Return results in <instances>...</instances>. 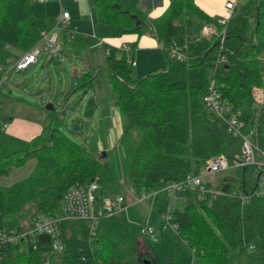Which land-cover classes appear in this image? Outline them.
<instances>
[{"label": "trees", "instance_id": "trees-1", "mask_svg": "<svg viewBox=\"0 0 264 264\" xmlns=\"http://www.w3.org/2000/svg\"><path fill=\"white\" fill-rule=\"evenodd\" d=\"M244 1L221 25L195 0H172L153 27L145 23L140 10L119 0L96 2L98 21L116 26L115 37L151 33L165 57L163 68L134 80L127 52L105 45L106 69L97 73L105 76L122 114L123 177L137 196L160 192L148 201L163 216L171 205L169 192L163 189L202 174L212 158L224 156L233 161L242 153V139L229 134L204 104L211 81H215L221 101L240 114L243 132H254L264 147V105L254 102L255 91L264 87V0ZM209 25L216 26L219 35L201 36ZM52 29V23L32 13L31 1L0 0V78L12 66V51H30ZM224 30L227 34L221 48ZM65 31L69 40L76 39L70 28ZM172 48L187 59L172 57ZM94 75L81 77L79 88L96 89L100 83ZM94 102L92 99L86 109L87 117L93 107L96 110ZM61 120V116L52 117L49 126L29 142L7 135L0 125V178L30 160L36 162L26 179L9 187L0 185V231L62 212L64 196L78 183L96 181L102 197L121 195L110 179L108 154L98 155V147L86 149L71 140L60 129ZM255 176L254 168L233 169L207 181L210 192L205 195L191 189L177 193L185 205L172 208L170 225L197 264H230L247 251L252 259L264 263V195L254 196L249 203L239 198L254 189ZM213 191L222 195L214 198ZM140 212L141 205H137L127 213L102 219L93 233L88 221L63 222L64 251L53 254L51 264H141L139 238H148L130 229L131 221H140ZM11 216L18 219L11 221ZM38 246L37 251L25 253L11 249L0 264H43L51 239L39 237ZM149 249L160 264L151 243Z\"/></svg>", "mask_w": 264, "mask_h": 264}, {"label": "rangeland", "instance_id": "rangeland-1", "mask_svg": "<svg viewBox=\"0 0 264 264\" xmlns=\"http://www.w3.org/2000/svg\"><path fill=\"white\" fill-rule=\"evenodd\" d=\"M28 1H31L32 13L35 16L42 18L45 15L47 22L54 20L52 22L53 29L51 33L49 32V35L57 36V45L60 48V44L67 38V33L63 28H54L60 12L59 2L61 1L64 4L65 1L47 0L45 3H39V0ZM244 2V0H239L238 6L243 5ZM47 14L50 17L46 16ZM203 30L200 33L201 36H203ZM226 34L225 32V38ZM206 37L211 38L212 36ZM95 44L89 52L92 57V63L97 65L98 71H101L106 69L104 47L97 42ZM131 46L129 45V47ZM39 47L42 55L38 64L31 66L25 72L8 71V81L0 90V125L3 128L4 124L11 125L19 119L47 125L51 117L61 116L62 120L59 127L71 140L86 149H94L93 147L96 148L99 144L105 148L98 149L97 154L100 155L104 152L108 154L110 179L115 181V186L121 195H125L128 200L137 197L123 177L124 168L121 161L123 118L121 111L116 106L117 98L110 86L105 82V76L94 73L96 74L94 79L100 83L96 86L104 95L105 102L108 104L112 117H114L108 126L98 123L100 110H95L94 107L89 120L84 118H87L86 109L90 101L96 97L95 88H79L78 80L74 78V76L78 77L81 72L86 73L89 71V61L87 57H84L85 54L81 55L74 52L70 55L66 50L62 51V49H59L58 52H55L56 54L51 55L45 49L44 43H40ZM135 50L137 66L131 72L132 79H141L165 66V57L161 49L155 51ZM12 53L14 58L19 55L16 51H12ZM133 55V51H127L128 61L132 60ZM261 60L264 62V57ZM74 69H76L75 73ZM4 131L7 130L4 129ZM113 131L116 132V137L107 135V133H112ZM35 166V161H28L23 166L13 170L9 176H2L0 185L9 187L20 180L26 179L32 174ZM204 172L205 168L202 174ZM215 177L216 175H207L205 181H214ZM253 181L252 185L255 184V180ZM176 200H178L177 197L172 203V208L183 209L185 205L183 199L179 198V201ZM140 205V221H131L130 229L133 233L138 234L141 226H151L155 229L156 238L155 240L139 238L138 259L144 254H149L153 258L149 249L151 243L160 264H196L193 262L194 258L182 238L163 215L158 213L153 203L146 201ZM17 219L16 216L10 217L11 221H16ZM251 254L250 251H247L235 256L234 261L230 264H264L260 260L252 259Z\"/></svg>", "mask_w": 264, "mask_h": 264}, {"label": "built area", "instance_id": "built-area-1", "mask_svg": "<svg viewBox=\"0 0 264 264\" xmlns=\"http://www.w3.org/2000/svg\"><path fill=\"white\" fill-rule=\"evenodd\" d=\"M46 2V0H40ZM239 0L231 1L226 4L227 16L219 20L218 23L225 25L234 14L238 7ZM70 15L67 12H62L56 19V27L54 29L68 28ZM225 30L221 35V48L225 41ZM51 33V32H50ZM44 33L41 42L45 43L46 50L55 53L59 51L57 45V36ZM203 36L219 35L217 27L209 25L204 28ZM42 51L36 46L30 51L25 52L19 59L13 61L12 68L19 72H23L35 65L41 58ZM170 55L177 58L179 61L187 59L185 54L178 49L172 48ZM132 66H136V62L129 61ZM8 72V71H7ZM7 72L0 78V89H2L8 80ZM254 102L256 105H264V87L258 89L254 93ZM204 104L208 111L217 119L224 123L227 131L234 138H240L243 141L242 153L240 156L229 161L226 157H216L208 160L205 167V172L200 175H190L184 181L172 184L163 191H168L170 195L169 209L163 216L170 224V212L172 203L175 201L178 192L186 190H199L203 195L209 193L207 190L205 177L207 175H216L225 173L233 169H256V184L253 190H248L246 194L239 195V198L244 203H249L254 196L264 194V147L259 143L254 132L245 134L243 132V123L240 119V114L232 112L231 108L221 101V96L216 90L215 81H211L206 95L204 96ZM6 128L7 125H4ZM114 138V137H113ZM100 185L96 181L89 184L78 183L73 186L64 196L63 211L54 216H38L31 223L23 221L19 226L5 228L0 231V263L4 260L11 249H17L20 253L28 251H37L39 249V237L46 235L51 239L50 252L44 253L43 264H51V256L53 254H62L64 245L62 241L61 225L65 221H88L91 223L92 233L94 232L98 222L102 219L112 218L127 213L130 208L140 205L148 200L155 198L160 192L143 194L133 199H126L124 195L116 197H102L100 195ZM214 198L222 195L219 191L211 192ZM232 196H236L235 193ZM173 227V226H172ZM175 229V227H173ZM139 232L142 236L155 240L156 232L151 226H141Z\"/></svg>", "mask_w": 264, "mask_h": 264}, {"label": "crops", "instance_id": "crops-1", "mask_svg": "<svg viewBox=\"0 0 264 264\" xmlns=\"http://www.w3.org/2000/svg\"><path fill=\"white\" fill-rule=\"evenodd\" d=\"M64 1H65L64 4H62L61 1L59 2V5H60L59 15L62 12L69 13L70 19L68 21V28H70L72 32L76 35V39L74 41H71L66 38V40H64L60 44L59 49L60 50L62 49V51L66 50V52L70 55H72L74 52H77L81 55L85 54L84 57H87V60L89 61L88 63L89 71H87L86 73H98L99 72L97 70L98 68L97 65H94L92 63V59H91L92 57L89 52L92 50L91 48L94 47V45H96L95 42H97L99 45H102L104 47L105 59H106L105 45H110V46L118 48L119 50L126 51V52L129 50L132 51L131 47L134 45H135V49H138L140 51H148V50L155 51V50L161 49V46L157 38L151 33H148V34L146 33L142 36H139L137 34H129V35H124L122 37H115L114 35L117 33V30H118L116 26L101 24L98 21L97 11H96L97 0H64ZM119 1L120 3H122L123 5L131 9L140 10L144 17L145 23L149 27H153V21L165 11V9L170 5L172 0H119ZM231 1L233 0H195V3L207 15L219 21V20L224 19L227 16L228 12L226 10V4ZM39 3H40V0H39ZM46 16H48V14ZM41 19L45 20V15H43ZM49 22L52 23L54 22V20H50ZM40 43H44V42H40ZM39 44L37 45L38 47H39ZM129 45H132V46L129 47ZM133 52H134V55H133L132 61L136 62V66H137V60H136V55H135L136 50H134ZM50 54L53 55L56 53L50 52ZM22 55L23 53L19 52V55L17 56V58L11 59V63L19 59ZM38 62L36 64H38ZM9 70L17 71L16 69L12 68V66L8 69V71ZM75 72H76V69H74V73ZM86 73L81 72L78 77L74 76V78L80 81L81 77H83ZM10 91L12 90L10 89ZM95 94H96V97H94L95 99L93 98L95 101L94 102L95 107H96V110L98 109L100 110L98 123L100 125L108 126V124L111 123V120L114 117H112L111 112L107 106L108 104L105 102L104 95L102 94L99 88L95 89ZM51 118L47 125L42 124V123H36V122L35 123L28 122V121L19 119V120H16L11 125L4 124V125H7V127L6 128L3 127V128L7 130L5 131L7 135L14 137L21 141L29 142L32 139L38 137L43 132V130L49 126V124L51 123ZM84 118L86 120H89V117H87L88 119L86 117ZM107 135H113L114 137H116V132L113 131L112 133H107ZM101 148H104V147H102V145L99 144L98 149L101 150ZM177 199L178 200L176 201H179V198ZM185 246L187 247L186 243H185ZM189 251L193 257L192 251L191 250ZM193 262L196 263L195 259Z\"/></svg>", "mask_w": 264, "mask_h": 264}, {"label": "water", "instance_id": "water-1", "mask_svg": "<svg viewBox=\"0 0 264 264\" xmlns=\"http://www.w3.org/2000/svg\"><path fill=\"white\" fill-rule=\"evenodd\" d=\"M134 18H135V20L137 21V25H139V24H140V21L138 20V17L135 16ZM49 107H50V106H49ZM50 108H52V107H50ZM103 156L106 157L107 154L104 153ZM140 263H141V264H157L156 261H155V260H154L149 254H144V255H142V256L140 257Z\"/></svg>", "mask_w": 264, "mask_h": 264}]
</instances>
